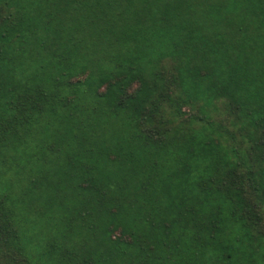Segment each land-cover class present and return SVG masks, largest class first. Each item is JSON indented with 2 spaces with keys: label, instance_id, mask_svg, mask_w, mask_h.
<instances>
[{
  "label": "trees",
  "instance_id": "16d2710c",
  "mask_svg": "<svg viewBox=\"0 0 264 264\" xmlns=\"http://www.w3.org/2000/svg\"><path fill=\"white\" fill-rule=\"evenodd\" d=\"M0 264H264V0H0Z\"/></svg>",
  "mask_w": 264,
  "mask_h": 264
}]
</instances>
